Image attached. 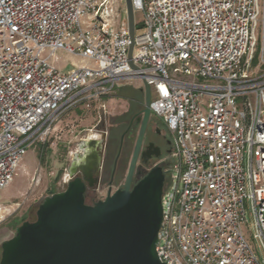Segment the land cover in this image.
Returning <instances> with one entry per match:
<instances>
[{
    "label": "built area",
    "instance_id": "built-area-1",
    "mask_svg": "<svg viewBox=\"0 0 264 264\" xmlns=\"http://www.w3.org/2000/svg\"><path fill=\"white\" fill-rule=\"evenodd\" d=\"M113 2L0 0V189L65 112L142 79L173 141L160 260L264 264V46L257 51L264 6L133 0L144 31L136 29L130 58L128 27L109 21ZM60 49L94 65L63 73L41 56ZM71 179L66 170L63 189Z\"/></svg>",
    "mask_w": 264,
    "mask_h": 264
},
{
    "label": "water",
    "instance_id": "water-1",
    "mask_svg": "<svg viewBox=\"0 0 264 264\" xmlns=\"http://www.w3.org/2000/svg\"><path fill=\"white\" fill-rule=\"evenodd\" d=\"M122 1V25L128 27L132 39L131 58L135 9L133 0ZM131 65L137 67L132 61ZM140 90L145 94L148 116L151 88L143 80ZM99 144L96 137L85 140L67 168L72 179L64 189L45 196L35 219L24 220L2 243L0 264H167L156 250L163 220L165 173L152 167L131 186L130 172L124 188L110 190L105 198L88 203Z\"/></svg>",
    "mask_w": 264,
    "mask_h": 264
},
{
    "label": "rangeland",
    "instance_id": "rangeland-1",
    "mask_svg": "<svg viewBox=\"0 0 264 264\" xmlns=\"http://www.w3.org/2000/svg\"><path fill=\"white\" fill-rule=\"evenodd\" d=\"M260 2L263 7L264 0H260ZM110 8L112 10L109 19L111 27L118 29L122 25V18L125 16V4L122 0H114ZM142 19V11L135 10L137 33L144 31ZM258 38L257 51H260L264 46V12L260 18ZM41 56L47 57L52 64L57 65L60 71L65 73L72 72L79 67L80 63L82 64L87 61L65 50H59L55 54H51L50 50H45L41 53ZM92 65H94L92 61L91 63H87V66ZM118 85L113 88V92L118 88ZM129 85H131V92H135V89L143 86V80H131ZM109 94L102 96V98L106 99ZM86 102L89 103V107L84 104L79 109H76L73 115L70 114L71 109L65 112L56 122L48 136L43 141H40L44 142L45 145L42 146L40 142L33 145L22 159L18 168V174L12 183V187H10L11 194L15 197L13 198L14 202H9L11 205L9 213L12 212L10 213L12 216H23L25 220L35 219L36 210L44 197L51 194L52 190L60 191L63 189L61 180L72 160L71 153L80 148L79 144L82 142V139L95 133L99 135L96 127H92L95 120H92V124L90 123V126H87L89 125L87 124V120L90 121L92 116H95L96 111H94L95 109L92 106H95L96 102H93V100ZM78 118L84 119L85 123ZM157 120L161 126L166 128L164 121L160 117H157ZM61 170V177L57 179ZM244 234L253 249L262 257L255 240L252 238L251 231L247 227L244 229Z\"/></svg>",
    "mask_w": 264,
    "mask_h": 264
},
{
    "label": "flooded vegetation",
    "instance_id": "flooded-vegetation-1",
    "mask_svg": "<svg viewBox=\"0 0 264 264\" xmlns=\"http://www.w3.org/2000/svg\"><path fill=\"white\" fill-rule=\"evenodd\" d=\"M145 103V94L140 90L117 112L104 114L99 119L96 125L100 141L98 163L91 170L93 185L87 193L88 203L105 198L110 190L124 188L130 172L131 186L152 167L161 168L168 177L172 134L161 126L152 111L146 116Z\"/></svg>",
    "mask_w": 264,
    "mask_h": 264
},
{
    "label": "crops",
    "instance_id": "crops-1",
    "mask_svg": "<svg viewBox=\"0 0 264 264\" xmlns=\"http://www.w3.org/2000/svg\"><path fill=\"white\" fill-rule=\"evenodd\" d=\"M60 50H63V49H60ZM57 51H59V50H57ZM77 56L81 57L79 55H77ZM81 59H85L91 63V61L86 59V58L81 57ZM87 61L82 63V64L80 63L79 66H87V63H88ZM55 67L59 69V67L57 65H55ZM61 72H63V71H61ZM63 73H65V72H63ZM130 82H131V80L120 82L118 85V88L114 92L110 93L106 99H103L102 97L92 99L93 102L94 101L96 102V105L92 106V108L95 109L94 111H96V113H95V116L94 117L92 116L91 119L87 117L88 119H90V121L87 120V124H89L87 126H90V123L92 122V120H95L92 127L93 126L96 127L101 116H103L104 114H110L112 112H117L119 110V108L124 107L125 104H127V101L131 99V96H135L140 92V88L135 89L136 90L135 92H131V85H129ZM86 101H90V100H84L80 104H78L77 106H74L73 109L71 108L70 114L73 115L74 111L76 109H79V107L83 106L84 104H86V106L89 107V103ZM79 116L81 117L80 114H79ZM78 119H80L82 122H84V119H81V118H78ZM97 136H98V134H97ZM89 138H92V135L88 136L87 138L82 139V142L79 144L80 148L79 149L77 148L75 151H73L71 153L72 154V160L74 159V156L77 154V152L82 150V145L84 144L85 140H88ZM72 160H71V162H72ZM71 162H70V164H71ZM69 165H68V167H69ZM14 181H15V178H14ZM12 183L9 186L0 189V192H1V195H0L1 196L0 197L1 198L0 199V258H1V245H2V243L5 240L11 238L14 235L16 228L23 222V220H25V219H23V216H19V215L12 216V214H10L12 212L9 213V211H10L9 209L11 206L9 202H14L13 198H15L11 194V188L10 187H12ZM10 215H11V217H10Z\"/></svg>",
    "mask_w": 264,
    "mask_h": 264
},
{
    "label": "trees",
    "instance_id": "trees-1",
    "mask_svg": "<svg viewBox=\"0 0 264 264\" xmlns=\"http://www.w3.org/2000/svg\"><path fill=\"white\" fill-rule=\"evenodd\" d=\"M137 27V26H136ZM45 145V143L42 144V146ZM61 174H62V170L59 172L58 176H57V179H60L61 177ZM55 192L54 190L51 191V193Z\"/></svg>",
    "mask_w": 264,
    "mask_h": 264
},
{
    "label": "bare ground",
    "instance_id": "bare-ground-1",
    "mask_svg": "<svg viewBox=\"0 0 264 264\" xmlns=\"http://www.w3.org/2000/svg\"><path fill=\"white\" fill-rule=\"evenodd\" d=\"M89 136H91V135H89ZM92 137H93V138L97 137V134H96V133L93 134Z\"/></svg>",
    "mask_w": 264,
    "mask_h": 264
}]
</instances>
